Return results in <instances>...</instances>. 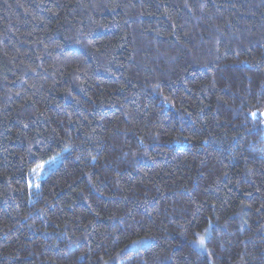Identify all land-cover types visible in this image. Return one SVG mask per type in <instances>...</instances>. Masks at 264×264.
Returning a JSON list of instances; mask_svg holds the SVG:
<instances>
[{"label":"trees","instance_id":"trees-1","mask_svg":"<svg viewBox=\"0 0 264 264\" xmlns=\"http://www.w3.org/2000/svg\"><path fill=\"white\" fill-rule=\"evenodd\" d=\"M263 112L264 0H0V264H264Z\"/></svg>","mask_w":264,"mask_h":264},{"label":"rangeland","instance_id":"rangeland-1","mask_svg":"<svg viewBox=\"0 0 264 264\" xmlns=\"http://www.w3.org/2000/svg\"><path fill=\"white\" fill-rule=\"evenodd\" d=\"M262 115H264V112L262 113ZM50 164H51V163L48 162V163H46L44 166H40L39 168H37V169L35 170V173H36L37 175H39V178L42 177V171H43V168L48 167V165H50Z\"/></svg>","mask_w":264,"mask_h":264},{"label":"snow or ice","instance_id":"snow-or-ice-1","mask_svg":"<svg viewBox=\"0 0 264 264\" xmlns=\"http://www.w3.org/2000/svg\"><path fill=\"white\" fill-rule=\"evenodd\" d=\"M254 115V114H253ZM199 244L201 245V246H203L204 244H205V238L204 237H201L200 239H199Z\"/></svg>","mask_w":264,"mask_h":264}]
</instances>
